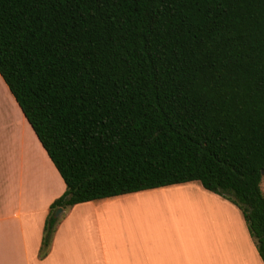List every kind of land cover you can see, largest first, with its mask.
<instances>
[{"label": "trees", "instance_id": "1", "mask_svg": "<svg viewBox=\"0 0 264 264\" xmlns=\"http://www.w3.org/2000/svg\"><path fill=\"white\" fill-rule=\"evenodd\" d=\"M0 75L61 176L56 209L197 181L264 264V0H0Z\"/></svg>", "mask_w": 264, "mask_h": 264}, {"label": "crops", "instance_id": "2", "mask_svg": "<svg viewBox=\"0 0 264 264\" xmlns=\"http://www.w3.org/2000/svg\"><path fill=\"white\" fill-rule=\"evenodd\" d=\"M64 191L0 75V264H263L240 210L197 181L63 209L41 257Z\"/></svg>", "mask_w": 264, "mask_h": 264}, {"label": "water", "instance_id": "3", "mask_svg": "<svg viewBox=\"0 0 264 264\" xmlns=\"http://www.w3.org/2000/svg\"><path fill=\"white\" fill-rule=\"evenodd\" d=\"M62 212H63V209L62 208H58V209H56V211L54 213V216L58 217Z\"/></svg>", "mask_w": 264, "mask_h": 264}, {"label": "rangeland", "instance_id": "4", "mask_svg": "<svg viewBox=\"0 0 264 264\" xmlns=\"http://www.w3.org/2000/svg\"><path fill=\"white\" fill-rule=\"evenodd\" d=\"M196 184H198V183H196ZM261 187H262V190H263V192H264V177L262 178V181H261ZM247 227V226H246Z\"/></svg>", "mask_w": 264, "mask_h": 264}]
</instances>
